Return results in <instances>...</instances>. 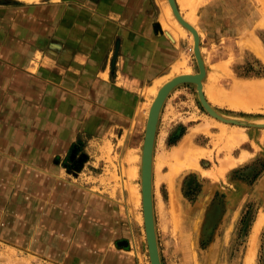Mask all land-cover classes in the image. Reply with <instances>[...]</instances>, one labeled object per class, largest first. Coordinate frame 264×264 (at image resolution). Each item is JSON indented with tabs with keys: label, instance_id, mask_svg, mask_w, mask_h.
Returning <instances> with one entry per match:
<instances>
[{
	"label": "rangeland",
	"instance_id": "1",
	"mask_svg": "<svg viewBox=\"0 0 264 264\" xmlns=\"http://www.w3.org/2000/svg\"><path fill=\"white\" fill-rule=\"evenodd\" d=\"M150 1L153 26L133 37L153 46L145 62L140 51L124 61L126 37L100 35L91 52L70 51L58 65L52 46L73 45L60 28L74 0H0V264H151L142 206L121 193L131 177L124 149H142L152 88L177 63L192 73L199 64L191 32L175 44L156 30L168 1ZM177 3L201 33L209 103L226 117L264 121V0ZM111 17L85 24L104 33ZM133 65L161 71L131 85L124 77ZM130 117L140 131L124 127ZM216 122L193 83L175 88L162 109L153 175L162 264H247L251 251L252 264H264V128Z\"/></svg>",
	"mask_w": 264,
	"mask_h": 264
},
{
	"label": "crops",
	"instance_id": "2",
	"mask_svg": "<svg viewBox=\"0 0 264 264\" xmlns=\"http://www.w3.org/2000/svg\"><path fill=\"white\" fill-rule=\"evenodd\" d=\"M74 4L76 5V7H78V9L76 8H71V11H67L66 14L64 15V22L65 25H62L60 28L61 31V36L62 37H66L67 38V42H68V38L71 39V42L73 45L78 46V49H75L73 45H70V49L67 47L66 49L62 48L61 46H59L58 44H55L54 46H52V54L50 59L52 60V62H55V64L58 65H62L64 60H66V58H68V53L71 52H91V44H90V38H94L99 37L100 35H107V36H114V35H121L123 37H126L128 42H126L124 44L125 46V58L124 61L127 62L128 64H133L136 60L138 62H141L142 60H146L148 59L147 54L144 52L149 51L153 46L151 45V43L147 42V41H142V40H136L133 39V37L137 36H148V32L151 30L152 26H153V20H155L154 18V14L152 13V2L150 0H74ZM120 6L125 7V12L122 13L120 12L121 9H119ZM59 7L60 6H55V10L59 11ZM80 8V9H79ZM81 10V11H79ZM90 10H94L97 13H91ZM112 12V13H110ZM114 12V13H113ZM101 13V14H100ZM117 13V15H116ZM103 14V15H102ZM112 14H114V17H111ZM107 15V16H105ZM93 16H97L96 19H100V17L105 19H110L114 18L116 20L113 27H108V30L104 33H101L100 31V27H98V24L96 25H90L85 24V22H89L91 20L90 17ZM110 16V17H109ZM165 17V14L163 13L160 16L159 22H156V30L159 33H162L163 35H165V33L169 35L170 31H164L162 29V24H161V18ZM58 16H56L55 18H57ZM113 20V19H111ZM127 22H126V21ZM79 36L82 37V39H79ZM181 36H184L183 34ZM74 37L77 38L78 41L74 40ZM170 39L173 41V43L177 44L179 40H174L170 37ZM137 41V42H135ZM76 43V44H74ZM136 43V44H135ZM107 44V43H106ZM139 50H136V47ZM105 43L100 45V49H105L103 47ZM67 46V45H66ZM103 46V47H102ZM136 51H140L138 54V57L135 56L137 55L138 52ZM130 54V55H128ZM135 54V55H133ZM134 56L138 59L133 61ZM86 58L84 56H79L78 57V61H84ZM167 60H168V64H165L163 68H167V69H171V65L172 62H174L176 60V54L172 53V50L170 52H168L167 55ZM75 61L77 63H84V62H78ZM145 62V61H142ZM130 69H128V72H126L125 74H127V76H125L124 78L126 80H128V82L131 83V85H144L145 83H149L150 80L152 78H154V76L156 74H159V70L161 71V69L159 68H155V66L151 67V68H147L146 66H141V67H136L135 65H133L132 67H129ZM134 69V70H133ZM133 72H135V77H133ZM138 73V75H136ZM85 82V83H84ZM82 83L87 84V81H83ZM83 84V85H84ZM100 85H106L102 82H100ZM28 89V88H27ZM25 89V90H27ZM84 89V88H83ZM177 95V94H176ZM103 96L105 97V93L103 92ZM180 96V95H178ZM175 96V97H178ZM60 107L63 109V102L59 103ZM141 118V116H140ZM142 120V118H141ZM147 121H148V115H147ZM146 121V122H147ZM126 129L129 130H138L140 131L143 128L142 122L141 123H137V118L135 117H130L128 119V123H125L124 126ZM146 127H147V123L145 126V133H146ZM144 146V143H143ZM143 146L142 149L140 150V152H136V151H127L126 149H124V155H123V162L124 164L127 166V169L124 170V172L127 171V173H129L131 175V177H127V181H123V182H119L120 183V188H121V193L123 195H126V197L128 198V202H129V198L131 197V191L129 188V185L131 186H136L135 182L137 179V176L140 178V165H139V160H134V161H130V158H132L131 156H139L140 154H142V150H143ZM154 153H155V149H154ZM155 171V169H154ZM140 184V183H139ZM139 186V185H138ZM124 187V188H123ZM128 187V188H127ZM137 187V186H136ZM119 242V241H118ZM122 242V240L120 241V243ZM98 261L101 260H105V259H97Z\"/></svg>",
	"mask_w": 264,
	"mask_h": 264
},
{
	"label": "water",
	"instance_id": "3",
	"mask_svg": "<svg viewBox=\"0 0 264 264\" xmlns=\"http://www.w3.org/2000/svg\"><path fill=\"white\" fill-rule=\"evenodd\" d=\"M170 4L175 12V15L179 18V20L187 27L189 28L193 34L195 35V55L198 60L199 64V71L200 73L196 75H189V76H178L174 78L169 83H166V85L161 89L159 97L157 98L156 102L154 103L152 109H151V115L149 119V124L147 128V132L145 134V145H144V206L145 211L147 213V210L149 211V219L148 215L146 217V232H147V239L149 244V250H150V258L152 264H162L160 250H159V243H158V237H157V231H156V222H155V212H154V196H153V171H152V162H153V154L155 149V143H156V136L158 131V123L160 120L161 112L164 107V104L169 96V94L178 86L193 82L197 85L199 97L200 100L204 106V108L208 111V113L215 117L216 119L225 122V123H235L240 124L239 121L235 119H228L225 118L223 115H221L215 108L212 107V105L209 103V101L206 98L205 92H204V79L207 75V69L205 66V62L202 58V52H201V37L198 34V32L195 30L194 27H192L189 23H187L179 9L176 3V0H169ZM243 125H249L254 126L252 124H243ZM149 157V171L147 174L146 170V160Z\"/></svg>",
	"mask_w": 264,
	"mask_h": 264
},
{
	"label": "bare ground",
	"instance_id": "4",
	"mask_svg": "<svg viewBox=\"0 0 264 264\" xmlns=\"http://www.w3.org/2000/svg\"><path fill=\"white\" fill-rule=\"evenodd\" d=\"M168 2V8H166L165 9V17L163 16L162 18H161V24H162V29L164 30V31H170L169 32V35H170V37L172 38V39H174V40H179L180 39V37H181V35L183 34V33H185L186 32V30H188L189 32H191L192 33V35H193V38H192V40H193V42H194V45H195V35L193 34V32L189 29V28H187L180 20H179V18L175 15V12H174V10H173V8H172V6H171V4H170V1L169 0H167ZM176 3H177V0H176ZM177 6H178V3H177ZM178 9H179V7H178ZM179 11H180V13H181V15H182V17H183V19L187 22V23H189L192 27H194L195 28V30L198 32V34L200 35L201 33L199 32V30H198V28H197V26L193 23V21L190 19V17L189 16H185L182 12H181V10L179 9ZM171 16H173V18L174 19H172V17ZM171 20L172 19V21L174 22V23H171V22H169V20ZM186 29V30H185ZM253 45V44H252ZM195 50V49H194ZM202 52V51H201ZM202 58H203V60H204V62H205V66H206V69H207V65H206V59H204V57H203V55H202ZM188 66V65H187ZM186 67V61L185 62H181V63H177L175 66H174V69H173V71H172V74L171 75H169V77L167 78L166 77V79L164 80V81H162L160 84H159V86H155L154 88H152V94H154V99L152 100V103H150L151 105H150V107H149V111H148V121H147V127H146V132H147V128H148V124H149V119H150V115H151V109H152V107H153V105H154V103L156 102V100H157V98L159 97V94H160V91H161V89L166 85V83H169L170 81H172L174 78H176V77H178V76H184V75H186V76H189V75H196V74H198V73H200V71L199 72H197V73H192L190 70H187V71H184L183 72V68H185ZM182 71V72H181ZM208 71V70H207ZM206 77H207V75H206ZM205 77V78H206ZM205 80V79H204ZM160 82V81H159ZM190 83H193V82H190ZM203 83H204V81H203ZM186 84V83H185ZM193 84H195V83H193ZM248 87H252V86H248ZM255 87V86H254ZM252 87V88H249L251 91H255V90H258L257 88L258 87ZM242 91H243V88L241 87V88H238V87H236V89H235V93H234V95L236 96L238 93H242ZM151 92V91H150ZM172 93V92H171ZM250 93H253V92H250ZM151 94V95H152ZM205 94H206V92H205ZM170 95V94H169ZM207 98V97H206ZM149 104V103H148ZM241 105H243V106H248V105H244L245 103H240ZM240 104H238V103H236L235 104V106H238V107H240L241 105ZM240 105V106H239ZM242 106V107H243ZM148 107V106H147ZM241 108V107H240ZM222 115V114H221ZM225 118H228V119H235V120H237V121H239L240 122V124H235V123H225V122H222V121H220V120H218V119H216L215 117H213L214 118V120H217V121H220V122H222V123H218V122H216V124L218 123V124H224V125H226V124H234V125H243V124H252V125H254L255 127H262V128H264V121L262 120V121H258V122H252V123H249L247 120H241V119H239V118H236V117H226V116H224ZM159 124V123H158ZM205 128V127H204ZM203 130V129H202ZM189 144H190V142H189ZM144 145H145V140H144ZM187 145V143H185V146ZM190 146H191V144H190ZM189 147V146H188ZM189 149H191V148H189ZM197 153H198V155L200 154V152L199 151H197ZM196 153V154H197ZM190 154V153H189ZM194 156H195V154H194ZM132 158H130V161H134V160H139V165H140V179H141V182H140V184H139V187L137 188L136 186H132V188L130 189V191H131V198H132V201L135 203V204H137V205H141L142 206V210H143V217L141 218L142 220H144V223H145V225H146V217H147V215H148V219L150 218L149 216V211L147 210V213H146V211H145V206H144V178H143V176H144V146H143V150H142V154H140L139 156H137L136 155V157L135 156H131ZM197 157V156H196ZM195 157V158H196ZM197 160V159H196ZM180 162V164H181V161H179ZM179 165V164H178ZM195 165V164H194ZM192 166H193V163H192ZM196 166H197V164H196ZM176 167V166H175ZM154 169H155V153L153 154V162H152V171H153V175H154ZM146 172H147V174H148V171H149V157L147 158V160H146ZM176 170H178V169H176ZM173 171H175V168H174V170ZM173 174H174V172H172ZM172 173L169 175L170 177H168V181H170V179L172 178ZM176 173H178V172H175V174H174V176L176 177ZM173 176V177H174ZM176 179V178H175ZM172 180V179H171ZM174 180H172V182H173ZM172 182L170 181V183H171V187H170V190H171V198H173V202L171 201V203H173L172 205H173V207H174V211H177L178 209H177V205L175 204V202H176V197H177V192L175 191V189L173 188L174 186H173V184H175L176 185V183H174L173 182V184H172ZM173 186V187H172ZM153 193H154V186H153ZM179 195V194H178ZM179 207H180V205H179ZM146 227V226H145ZM157 228V227H156ZM145 231V230H144ZM146 237H147V232H146ZM148 238V237H147ZM145 239V238H144ZM147 241H148V239H147ZM124 241H122L121 243H123ZM125 244V243H124ZM148 248H149V244H148ZM252 250H254V249H252ZM149 253H150V250H149ZM253 259H254V251H251V255H250V253H249V257L247 258V264H252L253 263ZM150 260H151V258H150ZM151 264H152V262H151Z\"/></svg>",
	"mask_w": 264,
	"mask_h": 264
}]
</instances>
